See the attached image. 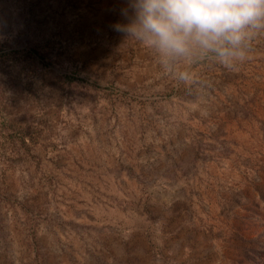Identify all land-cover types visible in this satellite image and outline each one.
I'll return each mask as SVG.
<instances>
[{
  "label": "rangeland",
  "instance_id": "374dc122",
  "mask_svg": "<svg viewBox=\"0 0 264 264\" xmlns=\"http://www.w3.org/2000/svg\"><path fill=\"white\" fill-rule=\"evenodd\" d=\"M125 0H0V264H264V39L181 84Z\"/></svg>",
  "mask_w": 264,
  "mask_h": 264
},
{
  "label": "clouds",
  "instance_id": "9594fccd",
  "mask_svg": "<svg viewBox=\"0 0 264 264\" xmlns=\"http://www.w3.org/2000/svg\"><path fill=\"white\" fill-rule=\"evenodd\" d=\"M114 30L148 49L161 74L195 81L198 65L238 70L264 39V0H125Z\"/></svg>",
  "mask_w": 264,
  "mask_h": 264
}]
</instances>
